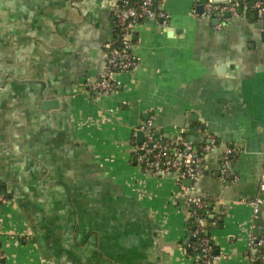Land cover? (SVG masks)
<instances>
[{"label":"crops","instance_id":"obj_1","mask_svg":"<svg viewBox=\"0 0 264 264\" xmlns=\"http://www.w3.org/2000/svg\"><path fill=\"white\" fill-rule=\"evenodd\" d=\"M119 1L0 0V264H198L186 194L206 201L214 264H249L264 230V20L240 9L218 29L199 13L209 0H157L168 23L135 26L137 66L102 95ZM149 117L171 143L215 138L198 178L132 161Z\"/></svg>","mask_w":264,"mask_h":264},{"label":"built area","instance_id":"obj_2","mask_svg":"<svg viewBox=\"0 0 264 264\" xmlns=\"http://www.w3.org/2000/svg\"><path fill=\"white\" fill-rule=\"evenodd\" d=\"M238 3L239 0H231L227 4L206 1L201 17H217L214 26L219 29L229 18L241 15ZM251 8L256 18L263 21L264 0H254ZM114 11L116 37L114 42L107 46L99 81L92 85V88L102 95H108L117 88V81L113 79L114 74L129 72L137 66L138 59L132 51V33L135 26L141 20L151 17L159 19L163 25L169 20V14L158 7L157 0H120ZM226 13L228 16H225ZM139 130L143 133V140L133 148L131 159L143 172L154 176L176 172L191 181L195 180L201 174L205 154L215 145V138L211 135H207L199 144L186 140L171 143L153 127L151 117L143 122ZM260 188L264 189V183ZM188 189H192V186ZM4 200L5 195L0 192V203ZM184 201L189 207L193 224L191 236L194 239L186 245L194 251L198 264H214L219 259V254L214 251L212 241L206 232L205 221L208 216L206 201L200 196L187 194ZM250 204L253 211L257 212L262 199L256 198ZM248 240L255 253L252 257L247 256L249 264H264V230L258 236L250 234ZM1 259L3 254L0 250Z\"/></svg>","mask_w":264,"mask_h":264},{"label":"water","instance_id":"obj_3","mask_svg":"<svg viewBox=\"0 0 264 264\" xmlns=\"http://www.w3.org/2000/svg\"><path fill=\"white\" fill-rule=\"evenodd\" d=\"M209 1L213 2V3L227 4V3H230L231 0H209ZM199 9H200L199 13H201L202 10H203V6L200 5ZM225 16H228V14L226 13ZM213 21L217 22L216 19H214ZM56 102L57 101L55 99H53V100H45V102H44L45 107L44 108H47V107L53 108V107L56 106ZM142 140H143V133H142L141 130H138L137 133H136V141L138 143H141Z\"/></svg>","mask_w":264,"mask_h":264},{"label":"trees","instance_id":"obj_4","mask_svg":"<svg viewBox=\"0 0 264 264\" xmlns=\"http://www.w3.org/2000/svg\"><path fill=\"white\" fill-rule=\"evenodd\" d=\"M253 1L254 0H239V3L237 6L241 10H244V9H250L251 10V5H252ZM0 192H2L1 189H0ZM192 241H194V239H192Z\"/></svg>","mask_w":264,"mask_h":264}]
</instances>
